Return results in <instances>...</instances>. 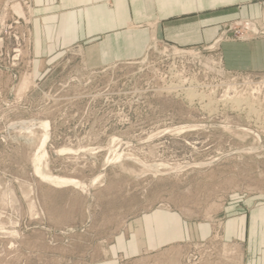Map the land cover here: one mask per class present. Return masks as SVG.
Returning a JSON list of instances; mask_svg holds the SVG:
<instances>
[{
  "label": "rangeland",
  "instance_id": "1",
  "mask_svg": "<svg viewBox=\"0 0 264 264\" xmlns=\"http://www.w3.org/2000/svg\"><path fill=\"white\" fill-rule=\"evenodd\" d=\"M30 13V0H0V264L103 258L157 209L216 219L208 239L155 252L163 264H241L220 214L264 187V68L231 70L222 48L264 44L263 22L88 66L78 48L39 62Z\"/></svg>",
  "mask_w": 264,
  "mask_h": 264
},
{
  "label": "crops",
  "instance_id": "2",
  "mask_svg": "<svg viewBox=\"0 0 264 264\" xmlns=\"http://www.w3.org/2000/svg\"><path fill=\"white\" fill-rule=\"evenodd\" d=\"M30 1L32 53L39 62L71 48H78L88 66L133 61L153 38L181 48L208 46L226 22L264 24V0ZM222 50L231 70L264 68L261 42L226 44ZM220 217L223 239L239 249L241 264H264V187L227 202ZM215 221L193 223L180 213L157 209L129 223L103 258L81 264H163L164 256L155 252L208 239Z\"/></svg>",
  "mask_w": 264,
  "mask_h": 264
},
{
  "label": "built area",
  "instance_id": "3",
  "mask_svg": "<svg viewBox=\"0 0 264 264\" xmlns=\"http://www.w3.org/2000/svg\"><path fill=\"white\" fill-rule=\"evenodd\" d=\"M248 25V24H247Z\"/></svg>",
  "mask_w": 264,
  "mask_h": 264
}]
</instances>
